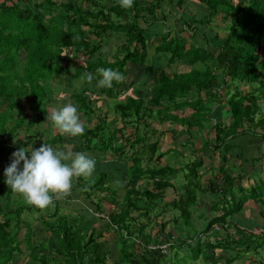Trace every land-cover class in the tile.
<instances>
[{
    "label": "trees",
    "instance_id": "obj_1",
    "mask_svg": "<svg viewBox=\"0 0 264 264\" xmlns=\"http://www.w3.org/2000/svg\"><path fill=\"white\" fill-rule=\"evenodd\" d=\"M174 1L140 3L134 0L132 8L124 9L119 0L109 7L101 0H0V150L7 144L17 147L19 132H27V137L32 139L39 136L34 130L49 119L54 106L53 92L46 87L47 84L82 80L83 74L90 72L94 75L91 85L96 86L100 78L96 70L100 67L116 70L124 77L131 70L141 68V75L145 74L151 80V86L144 90V97L126 96L123 82H113L112 88L95 87L97 96L105 94L106 98L114 99V111L122 126L111 129L105 118L98 117L95 127H85L80 136L84 150L108 157L105 162L108 171H94L93 178L88 180L79 178L78 185L84 199L96 197V201L89 202L94 204L97 214L104 213L101 196L106 197L112 211L107 215L105 227L108 226V230L122 240L118 257L123 264H166L165 255L160 250L150 249L158 243L168 245L172 255L169 264H180V261H172L177 260L180 252L189 253L182 259H189L192 264H198L200 259L208 264H218L220 260H224L223 264H236L244 257V250L238 242L226 239L211 242L201 240L200 236L187 241L183 233L188 235L187 229H193L192 209L197 205L199 195L209 193L216 200L212 203L215 205H209L211 216L201 227L202 235H207L214 226L225 225L226 217L239 212L248 198L242 194L237 202L232 196V203L228 200V193L236 180L225 172L224 164L241 136L251 135L264 144V117L257 116L259 101L264 99V80L256 82L251 79L256 71L264 77V54H261V50L264 51V0H194L201 8L196 14L201 17H192L187 23L181 20V31L187 29L195 37L199 34L206 42L205 48L195 39L186 46L181 34H176L174 29L166 33L160 30L148 33L150 25L145 20L152 21L157 13L164 18L172 12L165 8V2L172 4ZM184 2L176 0V5L170 9H180ZM218 11L227 24V33L221 38L213 34L211 44H208L207 27L211 26ZM140 21L145 24L144 28ZM109 33L121 34L125 43L117 49L112 62H105L101 58L104 55L102 46ZM156 42H160L155 47L157 54L165 56L170 64L186 65L188 70L169 74L148 65L146 49ZM78 62L80 65L76 68ZM87 84L82 80L81 88L71 93L69 103L77 105L90 122L91 106L100 105L103 100L98 97L90 99L86 95ZM240 84H250V89L242 92ZM251 84H258V87H251ZM232 89L231 94L227 93ZM191 91L199 95L195 101L186 99ZM225 95L228 97L226 106L222 103ZM24 105H27L28 112ZM213 105L216 106L212 108ZM165 122H170L167 130L162 129ZM154 123L161 129L148 130ZM103 124L108 127L107 132ZM138 124H144L146 128L141 136L137 131L134 136L123 134L125 127L131 125L136 129ZM177 125L184 129V141L178 140ZM150 132L156 135L153 140L148 137ZM193 133L200 138L198 149L191 150L189 157L177 150L182 160H178L176 167L158 165L175 151L174 147L158 150L162 136L170 134L172 141L184 149L192 146L189 140ZM212 133L215 142L211 147L208 139ZM93 139L99 144L93 146ZM54 140L63 141L61 136ZM207 147L220 153L222 165L216 171L212 168L205 180L201 171L206 168L204 150ZM7 149L9 152L14 150L12 147ZM112 151L116 155L111 154ZM169 160H173L172 156ZM175 171L184 179L178 188L173 180ZM216 175L220 176V186L214 182ZM119 180L124 182L125 194L115 209L114 206L118 205L115 195L121 187ZM4 186L7 184L1 181L0 188ZM169 190L179 191L174 200L166 196ZM241 191L245 192L244 189ZM2 193L0 189L1 197L5 198ZM250 196L255 201L259 197L260 201L256 203L263 204L264 183L251 188ZM218 212L222 213L221 216L215 217L213 214ZM168 213H171L169 217ZM67 216L61 215L54 222H43L49 232L48 245L43 242L34 245V238H31L34 230L28 228L24 242L33 250L30 257L25 258L28 261H24L19 257L22 250L18 236L19 227L27 222H11L3 213L0 220V264H15L20 260L22 264H108V253L102 250L107 229L99 230L95 219L80 216L69 219ZM151 223L157 224L160 234L152 236L147 233ZM170 223L173 230L179 226L181 231L165 233L163 230ZM237 233L242 234L239 230ZM262 246L264 243L255 241L253 250ZM218 249L222 254L216 258Z\"/></svg>",
    "mask_w": 264,
    "mask_h": 264
},
{
    "label": "crops",
    "instance_id": "obj_2",
    "mask_svg": "<svg viewBox=\"0 0 264 264\" xmlns=\"http://www.w3.org/2000/svg\"><path fill=\"white\" fill-rule=\"evenodd\" d=\"M116 1H118V0H116ZM138 1L140 3H142L144 1V3H145L146 1H149V0H138ZM114 2H115V0H112L111 3H114ZM102 3H104V1ZM175 5H176V0L172 4L169 2L168 3L165 2V5H164L165 8L171 10L172 12L166 14L167 16H165L164 18L161 17L160 13L159 14L157 13V17H153L152 21H151V19L145 20V22L147 21V23L150 25L148 33L150 32L151 29H153V32L157 31V30H163V28L166 31H170V30H173V25L171 24L172 22L173 23L175 22V24L177 26H180L182 24L180 19H182L185 23H187V22H189V19H191L192 17H201L200 15H197L196 13L193 15L188 14L187 11L185 10L186 6L184 4L181 5L180 9H178V8H174L173 10L170 9V8H173ZM124 18L126 20V17H124ZM159 18H161V20H163L168 26L167 25H161ZM180 22H181V24H180ZM140 24L142 27L143 22L140 21ZM158 25L160 28H158ZM144 27H145V24H144ZM144 27H142V28H144ZM119 35H121V34H119ZM198 39H200V36L196 35L195 40H198ZM184 40H186V39H184ZM124 43H125V41L123 39V43H121L120 46H123ZM159 44H160V42H159ZM159 44H158V42H156V44H153L152 46L147 47V49H146V62L148 65H154L158 70L163 69L164 71H166L165 68L160 66L161 65L160 60L162 59L161 56L155 52V49H156L155 47H157ZM185 44L187 46L190 43L187 44L185 42ZM151 49H152L153 53L149 54L148 50H151ZM114 56H115V54L112 55L111 60H106L104 58V55H103V58H104L103 61L112 62ZM166 64L170 65V63H168L167 61H166ZM188 68L186 67L185 70H188ZM137 72H141V68L138 70H134V69L131 70V72H129L124 77L123 83L125 85L124 88H126V93H125L126 96L139 95V96L144 97V96H146V92L144 90H148V88L151 86V80L149 79V77L145 74L140 75V77H135ZM76 80L81 81V85H82V80H80V79H76ZM95 87H96L95 85L87 84L85 86V89L87 90L86 95L92 100L94 98L98 97V98L103 100L102 101L103 103L105 100L107 103L105 102L103 104L102 102H100L101 103L100 105H98L96 103V105L93 104L91 106L93 109V112L91 113L90 122H87L86 121V115L78 110V113L80 115L84 116V122L83 123H84L85 127L87 129H92L93 127H95V124L97 123V118L100 117V118H105L104 121L107 123L109 128H111V129L119 128L116 126H111V123L114 119V115H116V113L114 111V106H115L114 99L111 100V99L106 98L105 94H103V95L101 94L100 96H97ZM79 88H81V86ZM96 89H97V87H96ZM131 89H132V92H131ZM69 90L71 92V90H74V89L69 87ZM204 95H205V93L202 92L201 96H203V98H204ZM198 96L199 95L195 91H191L186 99L189 101H195L198 98ZM118 98H116V99L118 100ZM122 99L124 100V98H122ZM69 102L70 101H68L67 104ZM62 104H65V102H63ZM53 105H54L53 108L58 106L57 104H54V102H53ZM75 106L78 109V106L77 105H75ZM111 114L113 115V117L109 118L108 116ZM117 118L120 121V128H121V126H122L121 125V119L118 116H117ZM109 120H110V122H109ZM47 121H49V119ZM42 123H44V122H42ZM147 123L150 124V121H147ZM169 123L170 122H165L164 126H168V128H169V126H170ZM227 123L228 122L225 120V125H227ZM50 125H52V122L50 123ZM159 126H160L159 124L158 125L156 124L154 130L161 129V127H159ZM42 127H44V126L40 127V124H39L36 127V131H34V132L39 134V136L37 137L38 140L29 138V137H27L28 135H25L26 137L24 139L21 140L20 138H22V137L19 138L20 141H18L17 147L15 145L10 146L7 144L1 148V150H0V179L1 178L6 179V177L4 175V171L11 163L12 153L21 147H28L29 145H31L32 149H38L40 146H42L43 143H47V144L52 145L57 150H59V148H62L63 150H65L69 146H71L73 149V147L76 146L75 151L83 152V153L90 152L87 150H85V152L83 151L84 143H83V140L81 139V137H76V138L66 137V136L58 133L53 127H52L54 130L53 134L50 136H48V135L45 136L44 133L39 132V129H42ZM178 127H180L182 131H184L182 126L177 125L175 128L177 129ZM126 128H131L133 130V132L128 134V135H132V136H134L135 131H137L139 133L142 131V133H143L144 130L146 129L144 127V124H138L136 129L131 125L127 126L123 129V134L126 137L128 136L124 133ZM167 129H165V130H167ZM177 131H179V130H177ZM183 134H184V132H183ZM151 135L152 134L150 133V136ZM43 136H45L46 139L41 141V139H43ZM58 136H61L63 141L54 140ZM169 136H170V134H169ZM170 138H171V136H170ZM239 139L240 140L235 142L236 143V149L234 151H231L230 154H228L229 159L227 158V162L224 164L225 172L230 174L231 177L235 178V180H236L234 187L232 189H230V191L228 193L229 194L228 200H230V202L232 203V198L230 196H232L234 198V201H236V202L243 195H245L248 198L243 202L241 210L239 212H235L234 214L226 217V220L223 221V222H226L225 225L214 226L213 229L207 235H205V234L202 235V234H200L201 231H199V233L197 235H195V237L192 235L193 238H190V240L194 241L196 237L200 236L201 240L207 239L211 242H216V241L222 242L223 239H226L229 242H238L244 250V257L242 259H240L241 260L240 264H264V246H262L258 250H253V245H251L254 242V239H258L257 240L258 243H264V199L262 202L263 204H261L260 202L257 204L256 201L257 202L260 201V198L257 197V199L255 201V199L250 196L251 188L264 183V144L262 143L261 140H258L255 137H253L251 135H247V134H245L244 136H241ZM79 140L81 141V143H78ZM178 140L184 141V140H181L179 138H178ZM197 140L200 141L199 136H198ZM78 144H79V146H78ZM92 144H93V146L98 145L99 141L93 139ZM124 144L125 143H123V145ZM173 144H174V142L172 141V145ZM8 147H10V149L12 147L14 150H11L12 152H9L7 149ZM170 147L173 148L174 146H169V148ZM138 148H139V146H138ZM95 151H97V150H95ZM126 151H128V149H126ZM128 152H131V151H128ZM176 152L177 153H175V154L178 155L179 151L176 150ZM90 153L93 154L95 152H90ZM96 153H95L96 157L98 156V158L101 159V160L97 159L98 161L102 162V160H103L102 163H104V164H105V162L107 163L106 159L108 157L103 158V157L99 156L98 152H96ZM215 154L217 155V157L216 158L214 157V159H216L218 161L217 165L211 166L209 161H208V162H206V166H205L206 168L204 167L205 169H202L203 171H201L203 173V177L205 180L207 179V175L209 173H211L210 171L212 168H214V171H216L217 167L222 165L220 162V156H219L220 153H215ZM169 156H172V158H173L172 161L169 160ZM97 160L95 159V161H96L95 171L99 172L102 170V167H101V165L99 166V163ZM162 160L165 161L163 165H161ZM162 160L158 163L159 166H164L165 164H171L172 166L176 167L179 159H177V161H174V154L170 153V155L166 156ZM106 165L107 164H105V166ZM98 166H99V168H98ZM105 168L106 169L104 171H108V167H105ZM94 173L95 172H93L91 178H93ZM174 176H175V174H174ZM216 176L217 177H216V179H214V182H215L216 186H220L221 180L220 179L218 180V178L220 176H218V175H216ZM91 178H89V179H91ZM75 179H73L72 189H71L70 194L63 199L54 200L53 205L49 206L50 208H47L43 211L26 204V202L23 200L22 197H20L18 194L13 193L11 191L10 187H8V186L1 187L0 189L3 190L2 194H5V198H2L0 195V220H2L3 213H4L7 216V218H9V220H11V222H27L25 225L21 224V226L19 227V235H20L21 230L23 228H25L24 231L22 230L23 231L22 240L20 238H18V240H21L22 244L24 243L25 235L28 232V228L29 227L31 228V225L29 224V222H37L36 229L33 231V233H32L33 235H31V238H34L33 244L39 245V243H41V242H43L44 244L45 243L48 244L49 241H47V240L49 238V235H48V238L45 237L44 239H43V237L38 236L43 231L45 232V236H46V234L49 233L46 230L43 222H54L57 220V218H59V216L64 215V214H68L67 217L69 219H72L73 216H78V213H80L81 211H84V210L86 211V209H88L86 204H85L86 201H84L85 199H84L82 190L78 185L79 178H75ZM86 180H88V179H86ZM245 184H246V186H244ZM178 185L179 184H177V188H178ZM2 186H3V184H2ZM122 186H124L123 181L121 183L120 189L117 192V194H119V191H122L123 194H122V197L120 199H118L119 200L117 202L118 205L114 206L115 209H118L119 204L122 202V200L124 198V194H125L124 191L125 190ZM241 189H244L245 192H242ZM178 192L177 193L173 192V194L175 196L173 199L168 197V194L166 196L168 197V199L174 200L176 198V194H178ZM10 194H11V197H10ZM10 198L12 200V205L8 206V205H10V200L8 201V199H10ZM101 198L103 200L101 202L102 211H104L106 218H107V214H109L112 211V209H111L110 204L107 203L106 197L103 198V196H101ZM198 198H199V200H198L197 205L194 206L192 209L191 221L192 222L196 221V222L206 223L208 218H210L211 215H210V212H207L208 215L206 214V216L205 215L201 216V215H203V214H201V212L205 211V205L203 204L204 206L202 205L203 207L202 206L200 207V203L204 202L206 204V206H208L207 207V211H208L210 203L212 204L216 200H215V197H213L209 193H207L205 195H203V194L199 195ZM56 205L58 207H56ZM212 205H215V203ZM20 208L22 209L21 211L25 215V218H23V219L22 218H14V216H13L14 212H17ZM104 208H106V210H107V208L110 209L109 213H106ZM221 214H222L221 212H218L217 214H213V215L215 217H220ZM80 217H82V216L80 215ZM101 219H103V218H101ZM141 220L142 219H138L139 222ZM40 222H42V223H40ZM106 222H108V219ZM202 226H203V224L201 225L199 223V225L195 224L194 228L197 229L199 227L200 229H197V230H201ZM238 230L241 231L242 234H238L237 233ZM110 231H112V230H110ZM178 231H181V230L177 229V232ZM108 232L109 231L107 230L106 233H108ZM191 234H192V232H189L188 235L183 233V235H186V238L189 237ZM113 235H115V232H113ZM105 237L106 236L104 235L102 241H105L104 240ZM117 237L119 239V243H121L122 240L120 239L119 235H117ZM108 239H109V237H108ZM187 241H189V239ZM104 245H105V242H104ZM25 248H26V251H24V249L21 247L22 251L19 254V257H21V258L22 257L23 258L30 257V253L33 250V248L31 250L27 246ZM239 249L240 248H238V250ZM217 251H219V255H220L221 250L218 249L215 252H217ZM235 253L237 254V251ZM183 254L187 255L185 252ZM33 258H35V257H33ZM236 264H239V262Z\"/></svg>",
    "mask_w": 264,
    "mask_h": 264
},
{
    "label": "rangeland",
    "instance_id": "obj_3",
    "mask_svg": "<svg viewBox=\"0 0 264 264\" xmlns=\"http://www.w3.org/2000/svg\"><path fill=\"white\" fill-rule=\"evenodd\" d=\"M104 1V3L107 5V6H110L111 5V2H112V0H102V2ZM116 1V0H115ZM150 1V0H149ZM185 6H186V8H185V10L187 11V13L188 14H190V15H193V14H195L197 11H199V12H201V8L198 6V4H196L193 0H185V4H184ZM151 17V16H150ZM125 19V18H124ZM160 19V23H161V25H167L163 20H161V18H159ZM178 20V19H177ZM180 20H182V19H180ZM182 22V21H181ZM181 22H180V24H181ZM172 25H173V29L175 30V33L176 34H181V36L183 37V40L184 39H186L185 40V42L187 43V44H189V43H191V42H193L194 41V39H195V35H193L190 31H188L187 29L185 30V31H181V29H182V25H180V26H177L176 24H175V22L173 23H171ZM168 26V25H167ZM142 27H144V25H142ZM158 28H160L159 27V25H158ZM226 28H227V24H226V22L225 21H223L222 20V13L220 12V11H218L217 12V14L215 15V17H214V20H213V22L211 23V26H209V27H207V36H206V39H207V42H208V44H211V37H213V34H216L218 37H223V36H225L226 35V33H227V31H226ZM87 31L89 30V31H91V29H89V28H85ZM158 31V30H157ZM160 31H162L163 33H166V32H168V31H166L164 28H163V30H160ZM150 32H153V29H151L150 30ZM199 35V34H198ZM193 36V37H192ZM200 36V35H199ZM190 37H192V38H190ZM124 39V37L122 36V35H119V34H115V33H109L105 38H104V40H105V42H104V45L102 46V52H104V58L106 59V60H111L112 59V55L113 54H116L117 55V49L118 48H120V44L121 43H123V39ZM215 38V37H214ZM193 39V40H192ZM198 42H200V43H202V44H199L200 46H202L203 48H205L206 47V42L202 39V38H200V39H198ZM154 44H156V43H154ZM158 44H159V42H158ZM213 45V44H212ZM211 47V46H210ZM212 48V47H211ZM261 54L263 55L264 54V51L263 50H261ZM148 53L149 54H152L153 52H152V49L151 50H148ZM21 54H22V52H21ZM161 56V60H160V66L161 67H163V68H165L166 69V72L167 73H169V74H172V73H175V72H179V71H183V70H185L186 69V65H184V64H180V63H172V64H170V65H167L166 64V61H167V58L165 57V56H163V55H160ZM102 59H104L103 57H101ZM78 65H80V62H78V63H76V68H77V66ZM70 69H73V67L71 66L70 67ZM140 75H141V73L140 72H137L136 73V75H135V77H140ZM251 79H252V81H262V80H264V77H261V76H259V73L256 71V73L251 77ZM68 81H70L69 83L68 82H61L60 84L59 83H57V82H52V83H49V84H47L46 85V87H48V88H50L51 90H52V92L54 93L52 96H53V100H54V104H57L58 106L57 107H60V106H63V105H65V104H62L63 102H65V101H69L70 100V95H71V93L73 92V90H71V92H70V90L69 89H66V86L67 87H71V88H73V89H79V87L81 86V81H79V80H68ZM148 86V85H147ZM251 87H258V84H251ZM250 89V84H240V86H239V90H241L242 92H246V91H248ZM233 91V89L232 90H228L227 91V93H229L230 92V94H231V92ZM224 93H226V92H222V94H224ZM229 95V94H228ZM60 98H63V99H60ZM228 102V97L225 95L224 96V98L222 99V103H224L225 104V106H226V103ZM259 104H260V109H259V113H258V115L257 116H260V117H264V99L263 100H261L260 99V101H259ZM27 105H24V108H26V111L28 112L29 110L27 109V107H26ZM216 105H213V106H211V107H215ZM79 114V113H78ZM79 116H80V120H81V122L83 123L84 122V116H82V115H80L79 114ZM109 118H112L113 117V115L111 114V115H109L108 116ZM192 120V119H191ZM193 121V120H192ZM109 122H110V120H109ZM50 123H51V121H50V119H49V121H47V122H44V123H41L40 124V127L41 126H44V127H42V129H39V132H41V133H44L45 134V136H50V135H52L53 134V126L52 125H50ZM155 123H154V125H152L151 126V128L150 129H148V130H150V131H153L154 130V128H155ZM111 126H116V127H119L120 128V121H119V119L117 118V116L116 115H114V119H113V121H112V123H111ZM103 127H104V130H105V132H107L108 131V127H105V124H103ZM168 128V126H164L162 129L163 130H165V129H167ZM153 129V130H152ZM179 131L177 132L178 134V136H179V139H181V140H185L184 139V137H185V134H183V131L181 130V128L180 127H178L177 128ZM44 130V131H43ZM34 131H36V129L34 130ZM256 131H259V130H256ZM131 132H133V130L131 129V128H126L125 129V131H124V133L126 134V135H128L129 133H131ZM205 132V131H204ZM18 133V132H17ZM17 133H14L15 135H17ZM139 133V132H138ZM151 133V132H150ZM19 135H18V137L17 138H20V137H22V138H20V139H24L26 136L25 135H27V132H19L18 133ZM139 135L141 136L142 135V131L139 133ZM45 136H43V139H41V141H43L44 139H46V137ZM156 135L154 134V135H151V136H148L149 138H150V140H152V139H154V137H155ZM198 134H196V133H193L192 134V136H191V139L189 140L190 142H192L193 144H192V146H187L186 148H184V149H181V147H180V145H179V143L178 142H174V144L172 145V140H171V138H170V136H169V134H166V135H164V136H162L160 139H159V145H158V150H160V151H165V150H167L168 148H169V146H174V148H175V151L173 152V153H171V154H174V161H177V159H179L180 161L182 160V158H181V155H177V154H175V152H176V150H182L184 153H185V156L186 157H189V155H191V150H193V149H198L199 147H200V145H201V142L199 141V140H197L198 139ZM202 136H203V133H202ZM212 136H213V133L210 135V139H208V142H209V144L211 145V147L212 146H214V139L212 138ZM202 138H204V137H202ZM36 139H37V137H36ZM38 140V139H37ZM95 142V141H94ZM78 143H81V141L79 140V142ZM96 144V143H95ZM125 144H127V143H125ZM78 146H79V144H78ZM140 147V146H139ZM211 147H207L205 150H204V154H205V162H208L209 161V163H210V165L212 166V165H217V163H218V161L216 160V159H214V157L216 158L217 157V155L212 151V149H211ZM80 148V147H79ZM75 149H76V146L75 147H73V151H75ZM59 150H63L62 148H59ZM66 150V149H65ZM83 151L85 152V150L83 149ZM87 156H89V157H91V158H95L96 157V155L95 154H90V152H88V153H85ZM111 154H113V155H116L113 151L111 152ZM213 155V156H212ZM97 159H99L98 157H97ZM99 160H101V159H99ZM187 160H189V158H187ZM102 162H103V160H102ZM101 161H98V163H99V166L101 165V167H102V170L104 171L106 168V166H105V164L104 163H102ZM164 160H162L161 161V165H163L164 164ZM104 165V166H103ZM227 165V164H226ZM99 166H98V168H99ZM101 170V171H102ZM113 174L115 175V173L113 172ZM174 174H175V183L176 184H181L183 181H184V179H182V175H179V173L178 172H174ZM116 176V175H115ZM73 179H75V178H73ZM76 180V179H75ZM1 181H5V180H1L0 179V183H1ZM119 183H122V181H120L119 180ZM179 186V185H178ZM244 186H246V184L244 185ZM122 194H123V192L122 191H119V194H116L115 195V198L117 199V202L119 201L118 199H120L121 197H122ZM167 194H168V197H170L171 199H173L175 196H174V194H173V191L172 190H169L168 192H167ZM10 197H11V194H10ZM96 199V197H92L90 200H94V201H96L95 200ZM97 199H98V197H97ZM10 200V205H12V200H11V198L9 199ZM90 200H84V201H86L85 202V204H86V206H87V208L88 209H86V211L84 210V211H81L80 213H78V216H82L81 218L83 219V217H86V218H90V219H95V220H97V224H96V227L97 228H99V230H105V228L108 230V226H106L105 227V224H106V221H107V219H108V216H107V218H106V215H105V213H95V208H94V204H92L91 202H89ZM202 203V204H201ZM200 203V207L204 204L205 205V211L204 212H201V214H203V215H201V216H206V214L208 215V213L207 212H209V210L207 211V207L208 206H206V204L204 203V202H201ZM91 205H93V207L91 206ZM203 205V206H204ZM202 206V207H203ZM48 208H50V207H48ZM105 209V212L106 213H109V211H110V209H108L107 208V210H106V208H104ZM168 210H170V208H168ZM169 214H171V213H168V217H169ZM108 215V214H107ZM14 218H25V215L22 213V211L21 210H19L18 212H16V213H14ZM101 218H103V219H101ZM137 219H139L138 217H136ZM103 222H102V221ZM140 222H142V220L140 221ZM41 223V222H40ZM155 223V222H154ZM154 223H151L152 225L151 226H149L148 228H147V233H149V234H151L152 236H155L156 234H160V232H161V229H159L158 227H157V224L155 225ZM157 223L159 224V223H161V222H158L157 221ZM199 223L202 225H205V223L204 222H192V224H193V229H191V230H189V229H187V231L188 232H192V234L189 236V237H187L186 239H190V238H193V236L192 235H197L198 233H199V231L200 230H197V229H200L199 227L197 228V229H195L194 228V225L196 224H198L199 225ZM29 224L31 225V229L32 230H35L36 229V225H37V222H29ZM172 223H170V224H168L166 227H165V229L163 230L165 233L166 232H169V230H172V232L174 231V230H176L177 231V229H178V227L179 226H176L175 227V229L173 230L172 229ZM23 231L25 230V228H23L22 229ZM21 230V232H20V235H19V238L22 240V233H23V231ZM109 232L108 233H104V235L106 236L105 237V245H104V248H102V250L105 252V253H108V255L106 256L107 257V263L108 264H123V262L119 259V257H118V251H119V248L121 247V245H122V243H119V239H118V237H117V235L118 234H115V235H113V232L112 231H110V230H108ZM108 234V235H107ZM39 237H43V239L45 238V237H47L48 238V234H46V236H45V232L43 231L41 234H39L38 235ZM108 237H109V239H108ZM159 238V237H158ZM36 239V238H35ZM21 240H19L20 241V244H19V246L21 245V247L24 249V251H26V244H25V242L22 244V242H21ZM160 241H162L163 240V237H161L160 236V239H159ZM258 239H254V242L251 244V245H253L254 243H255V241H257ZM159 244V243H158ZM153 244L152 245V247H155L156 249H159L160 251H161V254H163V255H165V260H166V264H169L170 263V261H171V257H172V255L170 254V252H169V248H168V245L166 246V245H162V244ZM165 244V243H164ZM46 245H48L47 243H46ZM158 246L159 247H161L162 248V250L160 249V248H158ZM164 246H165V248H164ZM186 254H189V253H186ZM220 254H222V253H220ZM184 256V254L183 253H179L178 254V256H177V260H175V259H173L172 261L173 262H175V261H180V264H192L191 262H190V260L188 259V260H185V261H183V259H185V256ZM215 257L216 258H218L219 257V251H217L216 252V255H215ZM21 258V257H20ZM183 258V259H182ZM22 260H24V261H28L27 259H25V258H21ZM22 260H20V261H17L15 264H22ZM198 262V264H208V263H204V262H202V260L200 259V260H198L197 261ZM220 264H223L224 263V260H220V262H219ZM218 263V264H219ZM56 264H59V263H56ZM161 264H163V262L161 263ZM240 264V263H239Z\"/></svg>",
    "mask_w": 264,
    "mask_h": 264
},
{
    "label": "clouds",
    "instance_id": "obj_4",
    "mask_svg": "<svg viewBox=\"0 0 264 264\" xmlns=\"http://www.w3.org/2000/svg\"><path fill=\"white\" fill-rule=\"evenodd\" d=\"M134 0H119L121 8L130 9ZM97 87L112 88L113 82L122 83V73L111 68L100 67ZM82 80L91 85L94 75L86 72ZM53 128L66 137H80L85 132L77 107L68 103L52 109L50 116ZM15 142V141H14ZM96 161L83 152L57 150L43 143L38 149L21 147L12 153L11 163L5 169V183L13 193L18 194L26 204L41 211L53 205L54 200L68 196L72 189L73 178H91Z\"/></svg>",
    "mask_w": 264,
    "mask_h": 264
},
{
    "label": "built area",
    "instance_id": "obj_5",
    "mask_svg": "<svg viewBox=\"0 0 264 264\" xmlns=\"http://www.w3.org/2000/svg\"><path fill=\"white\" fill-rule=\"evenodd\" d=\"M158 248H160V249L162 250V248H161V247H159V246H158ZM164 248H165V246H164ZM150 249H153V250H155L156 248H155V247H150ZM157 250H159V249H157Z\"/></svg>",
    "mask_w": 264,
    "mask_h": 264
}]
</instances>
